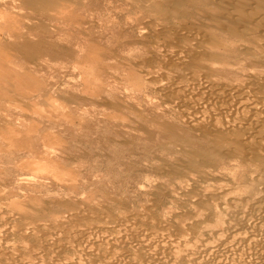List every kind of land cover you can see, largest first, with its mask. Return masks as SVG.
<instances>
[{
    "label": "rangeland",
    "instance_id": "obj_1",
    "mask_svg": "<svg viewBox=\"0 0 264 264\" xmlns=\"http://www.w3.org/2000/svg\"><path fill=\"white\" fill-rule=\"evenodd\" d=\"M261 13L0 0V264H264Z\"/></svg>",
    "mask_w": 264,
    "mask_h": 264
},
{
    "label": "bare ground",
    "instance_id": "obj_2",
    "mask_svg": "<svg viewBox=\"0 0 264 264\" xmlns=\"http://www.w3.org/2000/svg\"><path fill=\"white\" fill-rule=\"evenodd\" d=\"M225 1H226V0H225ZM215 2H216V1H215ZM229 2H230V1H229ZM251 2H253V1H251ZM230 3H231V2H230ZM243 3H245V2H243ZM246 4H247V3H246ZM248 4H249V3H248ZM254 4H255V3H254ZM249 5H250V4H249ZM262 6H263V5H262ZM245 8H246V6H245ZM247 8H250V6L247 7ZM241 9H242V8H241ZM243 9H244V8H243ZM250 9H251V8H250ZM255 10H256V9H255ZM240 11H241V10H240ZM252 12H253V10H252ZM258 12H259V11L255 12V13H253V14L251 13V14H252V16H253V15H256ZM260 12H261V11H260ZM245 14H246V13H245ZM245 14H243V15H244V18H245ZM261 14H262V13H261ZM225 15H226V14H225ZM227 15H228V14H227ZM257 15H258V14H257ZM259 15H260V14H259ZM262 15H264V14H262ZM250 16H251V15H249V17H250ZM260 16H261V15H260ZM242 17H243V16H242ZM247 17H248V16H247ZM249 17H248V19H249ZM254 17H255V16H254ZM255 18H256V17H255ZM239 19H240V18H239ZM251 19H252V18H251ZM258 19H261V18L259 17ZM263 19H264V18H263ZM244 20H245V19H244ZM246 21H247V20H246ZM253 21H256V20L253 19ZM259 22L261 23L262 20L259 21ZM248 23H249V20H248ZM249 24H250V23H249ZM257 25H258V23H257ZM255 26H256V25H255ZM259 26L261 27L262 25H259ZM221 27H222V26H221ZM253 28H254V27H253ZM253 28H252V30H253ZM258 28H259V27H258ZM263 28H264V27H263ZM256 29H257V28H255L254 30L256 31ZM257 32H258V31H257ZM191 33H192V32H191ZM253 34H254V33H253ZM204 35H205V34H204ZM259 35H260V34H259ZM203 37H204V36H203ZM204 39H205V37H204ZM258 40H259V39H258ZM261 47H262V46H261ZM195 56H196V55H195ZM258 57H259V56H258ZM200 80H201V79H200ZM200 82H201V81H200ZM211 85H212V84H211ZM189 86H190V85H189ZM189 86H188V87H189ZM243 86H244V85H243ZM205 87H206V86H205ZM237 87H238V86H237ZM221 88H222V87H221ZM204 89H205V88H204ZM218 89H220V88L218 87ZM172 90H173V89H172ZM230 90H231V89H230ZM233 90H235V89L233 88ZM235 91H236V90H235ZM223 92H224V91H223ZM226 92H228V91L226 90ZM237 92H238V91H236V93H237ZM240 92H241V91H240ZM213 93H214V92H213ZM242 94H243V93H241V95H242ZM195 95H196V94H195ZM223 95H224V94H223ZM236 95H237V94H236ZM183 96H184V95H183ZM185 96H186V95H185ZM228 96H229V95H228ZM222 97H223V96H222ZM230 97H231V96H230ZM236 97H237V96H236ZM191 98H192V97H191ZM217 98H218V97H217ZM223 98H224V97H223ZM239 99H240V98H239ZM239 99H238V100H239ZM242 99H244V98H242ZM247 99H248V98H247ZM193 100H194V99H193ZM233 100H234V99H233ZM188 101H189V100H188ZM210 101H211V100H210ZM226 101H227V100H226ZM239 101H240V100H239ZM202 102H203V101H202ZM234 102H235V101H234ZM245 102H246V101H245ZM195 104H196V103H195ZM236 104H237V103H236ZM253 104H254V103H253ZM239 105H240L241 107H244V106H242L240 103H239ZM251 105H252V104H251ZM251 105L249 104V106H251ZM263 105H264V104H263ZM216 106H217V105H216ZM245 106H246V105H245ZM249 106H248V107H249ZM261 106H262V104H261ZM231 107L233 108V105H232ZM178 108H179V107H178ZM215 108H216V107H215ZM217 108H218V107H217ZM258 108H259V107H258ZM261 108H263V106H262ZM219 109H220V108H219ZM224 109H225V108H224ZM224 109H223V110H224ZM258 110L260 111V109H258ZM208 111H209V110H208ZM218 111H219V110H218ZM191 112H192V111H191ZM197 112H198V111H197ZM219 112H221V111H219ZM237 112H238V111H237ZM205 115H206V114H205ZM205 115H204V116H205ZM256 115H257V114H256ZM199 116H200V115H199ZM181 117H182V116H181ZM247 117H248V116H246V118H247ZM205 118H206V117H205ZM257 118H258V117H257ZM261 118H262V117H261ZM219 119H220V117H219ZM223 119H224V118H223ZM263 119H264V117H263ZM263 119H262V120H263ZM212 120H213V119H212ZM247 120H248V119H247ZM255 120H256L257 122L259 121L258 119H255ZM255 120L253 119L252 121L254 122ZM185 121H186V120H185ZM232 121H233V120H232ZM250 121H251V120H250ZM263 121H264V120H263ZM218 122H219V121H218ZM261 122H262V121H261ZM187 123H188V122H187ZM215 123H216V122H215ZM233 124H235V123H233ZM253 124H254V123H253ZM255 124H256V122H255ZM260 124H261V123H260ZM224 125H225V124H224ZM235 125H236V124H235ZM244 125H245V124H244ZM246 125H247V124H246ZM218 126H219V125H218ZM256 126H258V125H256ZM259 126H260V125H259ZM221 128H222V127H221ZM256 128H259V127H256ZM219 129H220V128H219ZM247 129H248V128H247ZM261 129H262V128H261ZM244 130H245V129H244ZM244 130H243V131H244ZM251 130H252V129H251ZM259 130H260V129H259ZM261 131H262V130H261ZM245 133H247V132H245ZM248 133H249V132H248ZM248 133H247V134H248ZM238 134H240V133H238ZM247 134H245V135L247 136ZM249 134H250V133H249ZM249 134H248V135H249ZM252 134H253V133H252ZM255 134H256V133H255ZM258 135H259V134H258ZM258 135H257V137H258ZM253 136H254V135H253ZM260 136H261V135H260ZM242 137L244 138V135H243ZM249 137H251V136L249 135ZM236 138H237V137H236ZM239 138H240V137H239ZM247 138H248V137H247ZM258 138H259V137H258ZM261 138H262V136H261ZM232 139H233V138H232ZM232 139H231V140H232ZM234 139H235V138H234ZM245 139H246V137H245ZM245 139H243V140H245ZM250 139H251V138H250ZM256 139H257V138H256ZM256 139H255V140H256ZM236 140H237V139H236ZM236 140H235V142H236ZM243 140H242V143L245 144L246 140H245V142H244ZM232 141H233V140H232ZM237 141H238V140H237ZM251 141H252V139H251ZM257 141H258V139H257ZM261 141H262V140H261ZM248 142H249V141H248ZM231 143H232V142H231ZM237 143H239V142H237ZM242 143H241V144H242ZM224 144H225V143H224ZM233 144H234V143H233ZM233 144H232V146H233ZM235 144H236V143H235ZM235 144H234V146H236ZM246 144H247V143H246ZM250 144H251V143H250ZM250 144H248V145H250ZM260 144H261V143H260ZM217 146H218V145H217ZM217 146H216V147H217ZM222 146H224V145L222 144ZM234 146H233V147H234ZM237 146H238V144H237ZM237 146H236V148H237ZM239 146L241 147V145H239ZM244 146L248 147L247 145H244ZM226 147H227V146H226ZM249 148H250V147H249ZM222 150H223V149H222ZM213 154H214V153H213ZM215 154H216V153H215ZM246 154H248V153H246ZM249 154H250V153H249ZM211 156H212V154H211ZM249 156H250V155H249ZM207 158H208V157H207ZM195 159H196V157H195ZM204 159H205V158H204ZM194 161H195V160H194ZM197 161H198V160H197ZM192 163H193V162H192ZM194 163H196V162H194ZM194 163H193V164H194ZM182 167H183V166H182ZM258 177H259V176H258ZM261 183H262V182H261ZM256 184H258V183H256ZM254 185H255V184H254ZM252 189H253V188H252ZM252 189H251V190H252ZM261 189H262V188H261ZM263 190H264V189H263ZM247 192H248V191H247ZM251 192H252V191H251ZM249 193H250V192H249ZM252 195H253V194H252ZM262 195H263V194H262ZM257 196H259V195H257ZM263 196H264V195H263ZM236 199H237V198H236ZM256 200H257V199H256ZM258 201H259V200H258ZM254 202H255V201H254ZM256 202H257V201H256ZM256 205H257V204H256ZM233 206H234V205H233ZM257 206H258V205H257ZM262 206H264V205H262ZM262 206H260V207H262ZM225 207H226V206H225ZM252 207H253V206H252ZM260 209H261V208H260ZM221 210H222V209H221ZM221 210H220V211H221ZM224 210H225V208H224ZM249 210H250V209H249ZM255 210H256V209H255ZM255 210H254V211H255ZM254 211H252V213H253ZM86 215H87V214H86ZM250 215H251V214H250ZM251 217H252V215H251ZM222 219H224V218H222ZM247 220H248V219H247ZM256 220H257V218H256ZM231 221H232V220H231ZM242 221H243V220H242ZM222 222H223V221H222ZM245 222H246V221H245ZM232 223H233V222H232ZM230 224H231V223H230ZM235 224H237V223L235 222ZM241 224H242V223H241ZM232 225H233V224H232ZM232 225H231V226H232ZM242 225H243V224H242ZM226 226H227V225H226ZM64 227H65V226H64ZM64 227H63V229H64ZM232 227H233V226H232ZM234 227H235V226H234ZM224 228H225V227H224ZM240 228H241V227H240ZM246 229H247V228H246ZM61 230H62V229H61ZM84 230H85V229H84ZM208 230H209V229H208ZM78 231H79V229H78ZM93 231H94V230H93ZM261 231H262V230H261ZM79 232H80V231H79ZM234 232H235V231H234ZM69 233H70V232H69ZM138 234H139V233H138ZM27 235H28V234H27ZM83 235H84V234H83ZM68 236H70V235H68ZM97 236H98V235H97ZM121 236H122V235H121ZM132 237H133V236H132ZM240 237H241V236H240ZM83 238H84V237H83ZM38 239H39V238H38ZM38 239H37V240H38ZM97 239H98V238H97ZM76 240H77V239H76ZM244 240H245V239H244ZM38 241H39V240H38ZM80 242H81V241H80ZM87 242H88V241H87ZM126 242H127V241H126ZM88 243H89V242H88ZM262 243H263V242H262ZM63 244H64V243H63ZM46 245H47V244H46ZM78 245H79V244H78ZM262 245H263V244H262ZM74 246H75V245H74ZM74 246H73V247H74ZM83 246H84V245H83ZM247 248H248V247H247ZM252 248H253V247H252ZM252 248H251V249H252ZM251 249H250V250H251ZM260 249H261V248H260ZM192 250H193V249H192ZM96 253H97V252H96ZM191 253H192V252H191ZM253 253H254V252H253ZM257 253H258V252H257ZM261 255H263V254H261ZM103 257H104V256H103ZM191 260H192V259H191ZM193 260H194V259H193ZM193 260H192V262H193ZM202 261H203V260H202ZM203 262H204V261H203ZM112 263H113V262H112ZM1 264H2V263H1ZM39 264H40V263H39Z\"/></svg>",
    "mask_w": 264,
    "mask_h": 264
}]
</instances>
